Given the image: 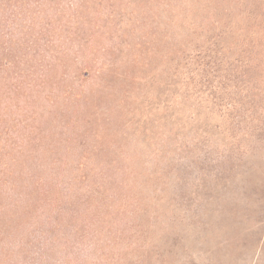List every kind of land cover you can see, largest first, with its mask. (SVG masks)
Instances as JSON below:
<instances>
[{"label": "rangeland", "instance_id": "374dc122", "mask_svg": "<svg viewBox=\"0 0 264 264\" xmlns=\"http://www.w3.org/2000/svg\"><path fill=\"white\" fill-rule=\"evenodd\" d=\"M0 264H264V0H0Z\"/></svg>", "mask_w": 264, "mask_h": 264}]
</instances>
